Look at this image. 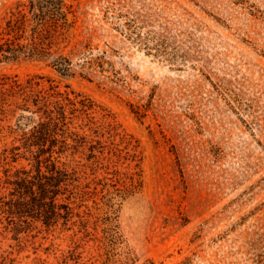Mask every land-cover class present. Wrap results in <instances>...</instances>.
<instances>
[{
	"label": "rangeland",
	"instance_id": "obj_1",
	"mask_svg": "<svg viewBox=\"0 0 264 264\" xmlns=\"http://www.w3.org/2000/svg\"><path fill=\"white\" fill-rule=\"evenodd\" d=\"M15 1L0 0V22ZM73 3L84 35L113 49L127 87L29 62L1 66L0 76L70 86L111 111L132 140L142 186L129 193L100 170L124 198L100 185L89 205L113 204L133 264H264V0ZM16 117L0 116V137ZM58 236L0 228V245L17 264L56 263L71 244Z\"/></svg>",
	"mask_w": 264,
	"mask_h": 264
},
{
	"label": "trees",
	"instance_id": "obj_2",
	"mask_svg": "<svg viewBox=\"0 0 264 264\" xmlns=\"http://www.w3.org/2000/svg\"><path fill=\"white\" fill-rule=\"evenodd\" d=\"M74 1L16 0L0 22V67L38 63L61 77L126 88L113 72L111 46L95 44L81 30L82 12ZM8 115L17 117L0 137V228L18 236L34 231L68 235L71 244L62 258L39 264L136 262L124 250L113 204L89 205L100 185L115 187L109 194L124 198V190L107 182L106 175L99 178L100 170L127 185L129 193L142 186L135 145L112 112L47 77L22 80L5 73L0 76V116ZM9 137L10 144L4 142ZM120 162L133 171H121ZM0 264H17L13 252L1 245Z\"/></svg>",
	"mask_w": 264,
	"mask_h": 264
}]
</instances>
